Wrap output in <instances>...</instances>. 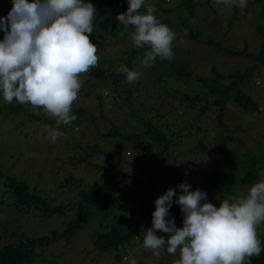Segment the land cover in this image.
Segmentation results:
<instances>
[{
    "label": "rangeland",
    "instance_id": "374dc122",
    "mask_svg": "<svg viewBox=\"0 0 264 264\" xmlns=\"http://www.w3.org/2000/svg\"><path fill=\"white\" fill-rule=\"evenodd\" d=\"M191 1L202 4L193 7L192 10ZM253 1L246 0V6L240 7L238 2L224 3L223 0L219 2L209 0L207 3H204V0H145L140 12L145 13L148 6L155 7L156 11L157 7H161L164 12L158 15L155 13L161 23L171 27L176 25L179 17L186 18L190 26L199 32L201 42L213 41L230 51L264 53V34L255 33L256 27L264 28V20L260 19L261 13H264V0L261 3ZM11 7L12 0H0V17H6ZM118 14L120 13L112 17L117 19ZM232 16L236 19H232ZM109 19L110 17L104 19L100 24L98 33L102 37L94 44L98 47L97 54L100 57L98 68L110 73L116 72L121 60L124 59L123 50L133 46L130 33L134 28L120 24L122 31L119 37L109 38L106 34ZM210 21L215 22V25L209 26ZM3 38L4 32L0 31V41ZM172 50L174 53L172 60L185 62L186 69L192 76L198 74L206 79H213L215 77L209 71L211 67L222 73L243 72L249 69L251 73L249 82L240 88L256 105L254 110L247 111H240L233 105H227L222 116L225 128L216 123L215 112L211 107L203 118L194 122V125L202 130L210 125L209 129L203 134L199 133L183 140L174 150L172 149L169 155L175 157L174 161L155 159V152L145 158V161H156L157 191L163 195L169 188H173L179 195L177 185L185 182L191 186V191L201 190L205 184L201 178L192 175L206 171L216 160H219L221 167L233 180L240 178L245 174V166L248 165L249 159L237 158L232 148L240 155L250 153L251 158L260 159L256 166L254 183L264 179V160L261 159L264 147V67L253 59L220 54L211 48L189 41L186 37L175 39ZM90 71L81 74L82 82L92 78L89 75ZM132 71H137L140 74L139 78L134 83H128L126 78L120 80L119 89L115 91L108 84L102 86L95 83L96 88L90 89L88 95L84 88L87 86L82 83L78 99L72 106V114L77 117L75 120L77 123L73 121L65 131L57 129L54 126L55 118L42 108H34L30 104L22 105L16 101L6 103L0 92V107H23L20 113H0V245L17 242L20 236L38 238L50 236L51 232L61 233L76 214L75 211L68 212L66 207L68 205L76 207L79 200L77 194L81 189L94 187L95 181L102 174V170L99 169L104 164L108 168V174L129 172L141 177L140 169L143 165L139 147L133 141L121 146L119 139L108 137V131L114 127L123 134L139 133L136 120L129 116L130 110L138 112L140 116H148L157 109L161 116L166 117L170 109L181 106L178 105L181 101L177 96L165 103L143 68L138 66ZM185 84L186 89L181 82L174 84L173 81H168L163 83V86L166 90L185 89L186 94L193 97L198 92L199 84L194 81H185ZM93 94L103 97L100 110L92 98ZM185 106L187 110H193L190 104L182 103V108ZM182 108L179 109L180 113L183 112ZM192 113L194 112L190 114ZM91 115L95 118L94 121L88 118ZM32 117H37L38 121ZM38 117L44 121H40ZM165 120L169 124L172 123L167 118ZM188 120L189 118L178 125L183 126ZM53 130L62 133L56 140L51 137ZM190 130L193 131L191 128ZM102 134L107 137L103 138ZM216 136L231 138L230 143L225 146L226 152L219 156L213 152L211 144ZM199 140L206 146L207 152L200 155L188 154L187 152L193 150ZM94 145L97 147L95 150L92 149ZM184 161H191L193 170L186 168ZM199 164V168L194 167ZM5 177L24 182L29 193L46 201L49 209L61 206L63 214L49 217L42 211L31 209L20 211L11 207L13 196ZM67 178H71L72 181L67 182L65 180ZM249 189L248 185H236L229 196H246ZM176 198L174 196L173 200ZM207 198L209 200L207 202L217 207L223 201L215 199L212 192H207ZM110 204L112 208L119 207L121 216H132L131 210L125 206L120 207L116 199H112ZM173 204L179 207L176 203ZM171 217L174 218L173 213ZM100 231L98 222L91 219L66 242L57 239L47 247L35 246L34 250L38 254L32 264H131L132 260H135L136 264H170L180 258L179 250L175 255H170L166 247L159 258L153 256L151 251L143 247L144 238L134 239L131 245L124 247L123 250L99 253L92 249L91 240ZM259 233L261 230L257 227V234ZM157 235L164 234L157 232ZM123 256L128 259L121 260Z\"/></svg>",
    "mask_w": 264,
    "mask_h": 264
},
{
    "label": "clouds",
    "instance_id": "9594fccd",
    "mask_svg": "<svg viewBox=\"0 0 264 264\" xmlns=\"http://www.w3.org/2000/svg\"><path fill=\"white\" fill-rule=\"evenodd\" d=\"M219 2V0H218ZM246 6V0H223ZM145 0H128L125 13L117 20L132 26L130 39L135 48L148 46L137 57L145 68L157 57L171 60L176 33L155 15V7L140 9ZM96 8L86 0H12L6 17H0V92L6 103L30 104L55 118V127L77 119L73 103L82 87L81 74L98 66V47L93 33ZM128 83L139 78L127 66L119 69ZM62 133L51 131L56 140ZM169 188L155 200L152 227L146 230L143 247L159 258L167 253L180 258L174 264H245L259 256L262 248L257 227L264 223V179L255 182L246 196H233L219 206L207 202V193L191 191L189 184ZM176 196V200L173 197ZM179 205L182 227L177 228L170 209ZM157 232L164 235H157ZM125 259H128L125 257ZM131 264H136L135 260Z\"/></svg>",
    "mask_w": 264,
    "mask_h": 264
},
{
    "label": "trees",
    "instance_id": "16d2710c",
    "mask_svg": "<svg viewBox=\"0 0 264 264\" xmlns=\"http://www.w3.org/2000/svg\"><path fill=\"white\" fill-rule=\"evenodd\" d=\"M207 3L209 0H204ZM31 2V0H29ZM86 2L92 3L96 8V16L94 18V28L91 34V41L97 42L102 36L99 34V26L102 24L104 19H109V25L106 31L109 38H118L119 33L122 31L119 21L112 17L116 13H125L128 6V0H86ZM253 2L261 3L262 0H254ZM183 3H181L182 5ZM191 9L197 7L202 3H196L191 1ZM262 10V7H261ZM164 10L161 7H157L156 15L163 13ZM166 12V11H165ZM236 17L232 16V19ZM260 19L264 20V13L260 15ZM231 24V23H229ZM209 26L215 25V22L210 21ZM176 33V40L186 37L189 41L197 44H201L207 48H211L213 51L228 57H246L253 59L257 64L264 67V53L259 52L257 54L247 53L245 50L242 52L230 51L223 48L213 41H200V34L197 30L190 26L186 18H178L176 25L169 27ZM255 33L264 34V28L258 26L255 28ZM203 37V35L201 36ZM148 49V46L144 48H135L134 46L123 50L124 59L121 60V64L118 66L116 72H104L98 68V66L91 69L89 75L92 78H87L83 84L87 87L85 92H89L95 86L108 84L112 86L113 90L119 89V81L126 78V74L121 72L120 67L127 66L130 70L135 67L143 68L147 74L151 77L153 85H156V89L159 92V97L164 99L165 103L175 99L179 96L177 108L170 109L167 113L168 116L164 117L158 113L157 109L150 110L148 116H140L138 112L130 110L129 116L136 120L138 124L139 133L123 134L122 132L116 131L112 127L108 131V137L117 138L120 140L121 146L133 141L141 151L142 157V169H140L141 177L132 175L131 173L116 172L114 174H108V168L104 164L99 169L102 174L95 181L94 187L90 189H81L77 196L79 198L76 207L68 205L66 208L68 212L75 211V216L66 224L65 229L61 233L51 232L50 236H42L38 238H27L20 236L17 242H7L0 245V264H32L37 256L34 247L39 246L41 248L47 247L53 244L57 239H62L65 242L74 236L81 227L93 219L98 222V226L101 227V231L96 233L91 240L92 249L99 253H106L110 251H117L124 247H128L134 241V239L142 240L146 233V230L152 226V213L155 210V200L161 196V193L157 191L156 182L158 176L155 174L156 161H145V158L151 156L152 152H155V159L160 161L172 160L175 157H170L177 145L183 140L189 139L196 135L203 134L206 130L201 129L199 126H195L194 122L199 118H203L207 110L211 107L214 110V119L220 127H224L222 122V116L225 112L227 105H233L240 111L254 110L256 103L240 88L241 85L249 82L251 73L249 69H245L243 72H230L222 73L217 71L215 67L210 68V72L213 73L215 78L206 79L202 75L188 72L186 69L185 62L175 61L169 59H161L157 57L155 63L148 68H145L137 57L142 58L143 54ZM181 62V63H180ZM88 75V76H89ZM202 76V77H201ZM173 81V83L184 85L186 89L185 81H194L199 84L198 92L190 97L182 89H170L166 90L163 83ZM222 81H227L222 82ZM82 88V87H81ZM96 87H94L95 89ZM88 94V93H87ZM89 95V94H88ZM92 97L96 103L97 108L100 110L103 105L102 95L93 94ZM210 100V101H209ZM190 104L193 110H187V106L182 108V103ZM128 108L131 106L127 105ZM182 108V113L180 110ZM23 107H0L1 112L9 113H20ZM187 110V111H186ZM191 112H194L190 114ZM173 114V116H171ZM195 115V116H194ZM37 120V117H32ZM41 119L40 117H38ZM91 121L95 118L88 116ZM168 119L169 124L165 119ZM183 126H179L178 123L188 119ZM40 121H44L41 119ZM77 123V121L73 122ZM53 125V124H52ZM55 126V125H54ZM195 126V127H194ZM193 129V131L190 130ZM51 128V127H50ZM68 125H61L59 129L65 131ZM107 135L102 134L105 138ZM231 141L229 136H216L212 141L213 152L221 155L226 152L225 146ZM92 149L95 150L97 147L94 145ZM263 155L261 156L262 161L264 160V147L262 148ZM207 152L206 146L199 140L195 143L193 150L188 151V154L200 155ZM211 152V150H210ZM234 156L237 158L249 159V163L246 167L245 174L238 179L233 180L225 170L219 164V160L214 161L206 171H201L198 174L192 175L201 178L205 186L201 187L202 191L212 192L215 199H228L231 190L236 185L238 186H249L251 187L256 178L257 164L260 159L251 158L250 153L243 155L238 154L237 150L232 148ZM249 156V158L247 157ZM186 168L192 169L191 161L183 162ZM244 163V162H242ZM177 167V166H176ZM196 168L199 165L194 166ZM193 170V169H192ZM191 173V172H190ZM67 182H71V178L65 179ZM5 181L8 184L13 200L10 202V206L16 210L23 211L25 209H31L34 211H42L47 216H53L54 214H63V208L61 206L54 207L53 209L48 208L46 201L41 200L39 197L32 195L28 191L27 185L18 181L12 177H5ZM116 199L120 207L125 206L131 210L132 216L124 217L120 215L119 207L111 206V200ZM207 201L208 198H207ZM123 211V209L121 208ZM170 212L174 214L176 227H182L183 214L180 207L175 204L172 205ZM261 233L257 234L258 239L261 241L262 251L259 256H252L246 260L245 264H264V223L258 226ZM143 241V240H142ZM121 260H125V256L121 257Z\"/></svg>",
    "mask_w": 264,
    "mask_h": 264
},
{
    "label": "built area",
    "instance_id": "2783aa9c",
    "mask_svg": "<svg viewBox=\"0 0 264 264\" xmlns=\"http://www.w3.org/2000/svg\"><path fill=\"white\" fill-rule=\"evenodd\" d=\"M170 264H174V263H170Z\"/></svg>",
    "mask_w": 264,
    "mask_h": 264
}]
</instances>
